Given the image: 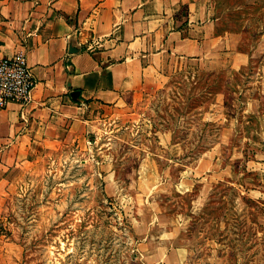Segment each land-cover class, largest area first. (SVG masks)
Segmentation results:
<instances>
[{
	"label": "rangeland",
	"instance_id": "1",
	"mask_svg": "<svg viewBox=\"0 0 264 264\" xmlns=\"http://www.w3.org/2000/svg\"><path fill=\"white\" fill-rule=\"evenodd\" d=\"M236 14L242 59L235 71L192 67L175 74L134 110L102 118L92 149L77 142L30 160L0 216V264H150L145 256L151 248L175 244L180 264H264V208L245 189L264 175L253 165L263 161L264 152V0H244ZM257 100L259 112L249 116L246 104L258 105ZM164 143L177 147L167 174L172 184L164 186L163 180L151 192L128 188L147 153L163 175L167 159L157 155ZM99 150L116 161L123 178L118 195L109 196L103 188ZM211 150L231 172L207 183V197L193 215L201 182L191 178L188 192L175 184L183 170L190 177ZM157 214L160 222L147 226ZM164 217H170L171 226ZM173 225L171 236L164 235Z\"/></svg>",
	"mask_w": 264,
	"mask_h": 264
},
{
	"label": "crops",
	"instance_id": "2",
	"mask_svg": "<svg viewBox=\"0 0 264 264\" xmlns=\"http://www.w3.org/2000/svg\"><path fill=\"white\" fill-rule=\"evenodd\" d=\"M241 4L244 0H0V59L23 54L36 81L26 106L10 103L0 108V216L31 159L77 142H88L92 149L102 118L112 120L134 110L175 74L192 67L235 71L242 59L241 25H236ZM244 61L248 65L250 56ZM260 79L264 97L263 68ZM246 107L255 117L261 105L252 101ZM172 147L164 143L163 153L157 155L167 159L163 175L152 167L154 157L147 153L127 187L151 192L163 180L164 186L172 184L167 176ZM99 154L103 188L109 196L118 195L123 178L116 161L107 150ZM218 156L215 150L207 151L190 177L185 170L179 172L175 186L180 192L192 189L191 178L202 184L193 200V215L207 197V183L231 172L230 165L221 167ZM260 158L263 161L253 165L264 173V152ZM245 189L264 208V175ZM161 218L157 214L146 224ZM164 218L171 226L170 217ZM174 228L165 229L164 235L171 236ZM179 251L176 244L160 245L145 257L150 264H180Z\"/></svg>",
	"mask_w": 264,
	"mask_h": 264
},
{
	"label": "built area",
	"instance_id": "3",
	"mask_svg": "<svg viewBox=\"0 0 264 264\" xmlns=\"http://www.w3.org/2000/svg\"><path fill=\"white\" fill-rule=\"evenodd\" d=\"M36 81L23 54L0 59V108L10 103L26 106L32 99Z\"/></svg>",
	"mask_w": 264,
	"mask_h": 264
}]
</instances>
